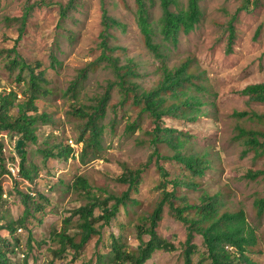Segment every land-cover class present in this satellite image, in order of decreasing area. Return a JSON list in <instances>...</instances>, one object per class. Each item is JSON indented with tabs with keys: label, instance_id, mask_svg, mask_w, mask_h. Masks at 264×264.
Here are the masks:
<instances>
[{
	"label": "rangeland",
	"instance_id": "rangeland-1",
	"mask_svg": "<svg viewBox=\"0 0 264 264\" xmlns=\"http://www.w3.org/2000/svg\"><path fill=\"white\" fill-rule=\"evenodd\" d=\"M70 1L1 0L0 3V90L15 89L21 93L26 88L29 71L23 73L25 80H17L18 69L7 67L10 54L4 49L16 43L21 18L31 5L16 50L37 73L44 71L47 87L51 90L37 100L39 112L47 113L51 118L48 123L39 125L37 142L25 146L26 166L35 178L31 181L33 186L19 178L15 180L17 178L9 174V162L5 172L0 169L5 192L0 206L2 223L18 228L15 238L19 243L8 231L0 233L16 247V252L9 258L18 264L25 261L28 264H100L99 254L111 252L113 237L128 251H135L140 245L139 226L145 224L144 219L161 197L163 173L156 168L157 157L153 155L156 149L160 156L157 162L168 173V181L178 179L185 184H195V188L178 186L174 205H199L202 197L208 196L217 198L219 216L242 213L256 239L249 256L258 264H264V214L259 215L254 204L256 199L264 197V179L246 177L249 171L264 170V156L257 158L253 151L245 153L246 146L237 132L243 128L264 133V124L235 116V113L243 112L264 115V103L241 94L249 85L264 83V2L256 9L237 14L241 0H200V23L189 35L180 33L178 44L173 46L162 41L156 31L154 42L161 44L165 53L161 59L153 55L140 32L135 0H76L69 6ZM176 1L180 8L187 5V0ZM147 4L149 21L156 28L162 15L160 1L147 0ZM103 6L121 24L111 30L110 44L120 47L112 54L119 64L133 61L136 74L131 80L139 90L150 91L158 86L163 78L162 63L170 70L188 64L190 82L176 99L168 98L166 94L165 106L196 96L203 102L200 112L193 122L166 117L161 124L179 132L185 142L179 150L181 155L196 154L207 161L201 177L192 175L182 164L166 159L174 155L175 150L164 143L156 146L151 143L155 122L148 114L140 116L141 105H136L131 97L125 99L118 85L113 88L106 112L99 121L103 132L97 154L90 155L86 163L73 153L68 158L45 160L43 149L54 152L65 149L70 138L78 140L87 129L88 117H82L75 109L80 107L92 113L109 82L116 80L115 73L105 63L96 64L102 52ZM230 22L235 39L228 52L227 27ZM259 28L261 31L256 36ZM54 55L58 61H53ZM85 70H88L87 75L74 89V83ZM133 122L137 124L136 129L129 131L128 126ZM19 138L7 130H0V142L6 148L4 153L8 161L21 163L22 149L17 147ZM152 155L137 191L130 195L136 203L130 201L121 207L116 218L102 230V236L94 237L80 254L75 255L70 249L58 256L56 251L60 245L56 234L64 229V220L88 202L84 191L74 186L78 177H85L95 192L103 188L108 193L120 195L127 185L118 183L116 178L126 168H141ZM166 189L171 191L172 184L166 183ZM28 190L32 192V202L40 204H32L31 213L27 212L23 195ZM96 215L101 216L102 211L97 209ZM189 215L195 216L194 212ZM23 218L24 224L20 226ZM66 227L70 234L78 235L77 218ZM157 233L177 249L156 251L145 264H183L181 244L185 240L186 227L171 215L168 205ZM148 239L142 234L143 241ZM194 243L197 253L192 264H210L202 237L196 234ZM109 261L102 264H110Z\"/></svg>",
	"mask_w": 264,
	"mask_h": 264
},
{
	"label": "trees",
	"instance_id": "trees-1",
	"mask_svg": "<svg viewBox=\"0 0 264 264\" xmlns=\"http://www.w3.org/2000/svg\"><path fill=\"white\" fill-rule=\"evenodd\" d=\"M75 1L71 0L69 6H72ZM159 1L162 15L156 24V28L149 21L150 14L147 0H135L136 19L147 47L153 55L163 59L165 53L164 51L162 52V45L155 43L153 39L156 31L161 35L162 41H166L175 46L178 44L180 33L189 35L195 30L201 21L202 14L199 5L200 0H187V5L184 8H180L176 0ZM262 2L264 0H241L237 14L247 12L250 9H256ZM32 7L33 5L28 6L21 18V26L16 43L11 48L4 49L7 54H10L6 61L7 67L10 69H18L17 80H25L23 73L27 70L29 71L26 88L21 93L15 89H10L9 91L5 89L0 90V130H7L12 136L17 135L20 137L17 142V147L22 149L19 174L21 177L30 181H34L35 178L32 170L26 166L27 150H25V146L29 142H37L39 125L48 123L51 118L47 113H40L37 105V100L41 95L51 92L47 87L44 71L37 73L34 66L20 57L16 50L17 41L24 33L27 14L31 11ZM64 10L66 9L64 8ZM103 26L104 30L101 34L102 41L100 43L102 52L96 64L105 63L115 73L116 80L109 82L105 93L100 97L92 113L80 107L75 109L76 113L82 117H88L87 129L81 133L77 140L83 143V148L79 156L80 160L82 163H86L90 155L94 156L101 148L103 125L99 121L106 112L113 88L118 85L125 99L131 97L136 102V105H141L140 116L148 114L155 122L154 131L151 133V143L155 146L156 144L164 143L172 150H175L174 155L166 157V159L174 160L182 164L192 175L201 177L207 168V161L202 156H197L196 154L181 155L179 150L184 146L185 142L179 137V132L174 129L165 128L161 124L162 119L166 117L182 118L193 122L197 118L196 114L200 112V106L203 102L196 96H189L165 106L168 98L176 99L179 93L184 91L186 84L190 82L191 75L187 74L188 64H183L170 70L162 63L161 72L163 78L158 86L150 91L139 90L138 85L131 80V77L136 74L133 61L128 60L125 64H119L118 58L112 54V52L120 47L110 44L111 30L120 27L121 24L109 15V11L105 6H103ZM260 31L261 28L258 29L256 36L259 35ZM227 32L229 34L227 50L231 52V46L235 39L232 22L228 24ZM12 53L13 56H11ZM53 61H58L55 55L53 56ZM87 72L88 70L83 71L80 79L74 83V89H77L80 80L85 78ZM166 94H168V98H165ZM241 94L248 96L253 101L264 103V83L249 85ZM20 95L22 97L24 96V99H21L22 97ZM13 109L16 112L13 113ZM235 116L264 124V115L257 113H235ZM136 125V122L131 123L128 126V130L134 131ZM87 132H89L88 136H86ZM237 132L238 137L244 141V145L246 146L245 153L247 151H253L254 156L257 158L264 156V133L258 130H245L243 128H239ZM175 133L178 135L174 136ZM4 150L5 147L0 142V169L2 168V171L4 170L5 172V167L9 159L6 158ZM72 150L71 146L68 145L65 149H59L57 152H54L52 149H43L42 151L45 160H48L52 157L68 158L72 154ZM153 155L157 157L158 161L160 156L156 149ZM153 155L141 168H126L122 175L116 178L118 183L127 185V189L120 195L108 193L103 188H99L95 192L85 177H78L74 186L84 191L88 202L75 209L71 216L64 220V229L56 234V240L60 245V248L56 251L58 256L61 257L70 249L74 251L75 255L80 254L94 237L102 236V230L116 218L121 207L126 206L130 201L136 203L130 195L132 192L137 191L141 176L149 166L151 159L154 157ZM157 161L156 168L159 172L163 173L161 197L150 215L144 219L143 223L145 224L139 226L141 230V234L138 235L140 241L139 247L133 252L128 251L118 239L113 237L111 252L109 254H99V263L102 264L107 259H110V264H145L156 251H175L177 249L176 246L168 240L163 239L157 233L164 208L168 205L171 215L186 227L185 240L181 244L183 264H192L193 256L197 253V246L194 243L196 234L203 239L210 264H258L249 256L250 248L255 245L256 239L254 231L248 225L243 214L235 213L219 216L217 198L208 196H203L201 204L199 205L185 203L182 206H175L174 202L177 199L175 191L178 186L186 185L195 188V184H185L178 179L168 181V173ZM34 171L37 172V168ZM246 177L251 180L258 178L264 179V170L249 171ZM166 183L172 184L171 191H167ZM30 194L28 192L23 194L28 213H31L32 204L40 206L39 203L32 202L33 199ZM4 195V187L0 181V206L4 201ZM254 204H256L258 214L263 215L264 197L256 199ZM97 209L102 211L101 216L96 215ZM190 212H194L195 216L191 217L189 215ZM75 218H77L78 223V235L70 234L66 227ZM2 220L3 217L0 215V233L6 230L15 238V233L18 228L12 224H3ZM22 224H24V218L20 221V226ZM142 234L147 235L149 239L143 241ZM15 240L16 243H19L17 238ZM15 248L9 239L4 238L0 234V264H18L12 262L9 258L11 253L14 254L16 252ZM23 264L28 263L25 261Z\"/></svg>",
	"mask_w": 264,
	"mask_h": 264
},
{
	"label": "built area",
	"instance_id": "built-area-1",
	"mask_svg": "<svg viewBox=\"0 0 264 264\" xmlns=\"http://www.w3.org/2000/svg\"><path fill=\"white\" fill-rule=\"evenodd\" d=\"M69 145L71 146V148L73 149L72 150V153L73 155L79 157L81 151H82V148H83V143L82 142H78L77 140L74 141L73 138H70L69 139ZM6 149V148H5ZM8 168H9V174L11 176H13L14 178H19L21 180H23V182H25L28 186L32 187L33 184L30 180L28 179H25L23 177L20 176V163H15V162H12V161H8ZM28 192L32 193L30 190H28Z\"/></svg>",
	"mask_w": 264,
	"mask_h": 264
}]
</instances>
